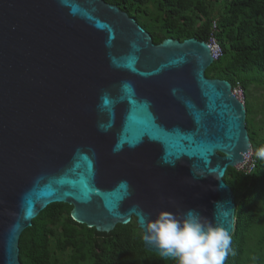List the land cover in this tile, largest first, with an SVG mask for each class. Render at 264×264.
<instances>
[{
	"label": "water",
	"instance_id": "obj_1",
	"mask_svg": "<svg viewBox=\"0 0 264 264\" xmlns=\"http://www.w3.org/2000/svg\"><path fill=\"white\" fill-rule=\"evenodd\" d=\"M213 63L206 42L155 44L104 0H0V264H22L23 231L53 203L99 232L136 218L144 237L141 215L195 209L232 236L225 176L252 146Z\"/></svg>",
	"mask_w": 264,
	"mask_h": 264
},
{
	"label": "trees",
	"instance_id": "obj_2",
	"mask_svg": "<svg viewBox=\"0 0 264 264\" xmlns=\"http://www.w3.org/2000/svg\"><path fill=\"white\" fill-rule=\"evenodd\" d=\"M104 1L135 19L155 44L191 38L209 43L212 37L219 43L222 55L206 76L243 87L254 165L229 168L225 176L236 200L225 264H264V158L257 155L264 148V125L255 122L246 98L250 86L264 87V0ZM72 210L53 203L40 212L20 237L22 264H177L145 249L136 218L99 232L76 222Z\"/></svg>",
	"mask_w": 264,
	"mask_h": 264
},
{
	"label": "clouds",
	"instance_id": "obj_3",
	"mask_svg": "<svg viewBox=\"0 0 264 264\" xmlns=\"http://www.w3.org/2000/svg\"><path fill=\"white\" fill-rule=\"evenodd\" d=\"M249 153L252 156V147ZM257 155L264 158V148ZM139 219L145 229L144 240L177 264H225L231 246L229 232L197 210L188 209L180 216L162 211L155 219L144 215Z\"/></svg>",
	"mask_w": 264,
	"mask_h": 264
},
{
	"label": "rangeland",
	"instance_id": "obj_4",
	"mask_svg": "<svg viewBox=\"0 0 264 264\" xmlns=\"http://www.w3.org/2000/svg\"><path fill=\"white\" fill-rule=\"evenodd\" d=\"M246 94L247 102L253 106L255 122L264 125V123H260V121H264V87L250 86Z\"/></svg>",
	"mask_w": 264,
	"mask_h": 264
},
{
	"label": "built area",
	"instance_id": "obj_5",
	"mask_svg": "<svg viewBox=\"0 0 264 264\" xmlns=\"http://www.w3.org/2000/svg\"><path fill=\"white\" fill-rule=\"evenodd\" d=\"M214 27H215V24H214ZM208 45L211 49V54L215 62L222 55V49L219 43L213 37L210 39V42L208 43ZM232 92L238 99H240L241 101H244V89L240 84L232 88ZM253 166H254L253 159H252L251 153H249L246 156L244 163L239 167V169H243L245 167H253Z\"/></svg>",
	"mask_w": 264,
	"mask_h": 264
},
{
	"label": "flooded vegetation",
	"instance_id": "obj_6",
	"mask_svg": "<svg viewBox=\"0 0 264 264\" xmlns=\"http://www.w3.org/2000/svg\"><path fill=\"white\" fill-rule=\"evenodd\" d=\"M136 86H137V88H138V91L140 92V91H141V90H140V89H141L140 87L142 86V83L139 82V81H137ZM147 98H148V100H149L150 102H152L154 105H156V104H155V100H154V98H153L152 96L148 95ZM154 112H155L156 114H158V111L156 110V108H154ZM180 125L183 126L184 128H189L188 125H187V123H182V124H180Z\"/></svg>",
	"mask_w": 264,
	"mask_h": 264
}]
</instances>
